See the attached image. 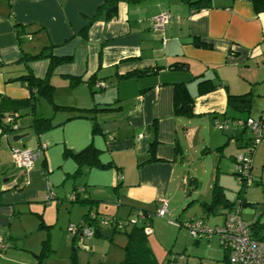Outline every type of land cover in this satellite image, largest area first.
<instances>
[{
    "label": "crops",
    "instance_id": "1",
    "mask_svg": "<svg viewBox=\"0 0 264 264\" xmlns=\"http://www.w3.org/2000/svg\"><path fill=\"white\" fill-rule=\"evenodd\" d=\"M106 1L0 0V122L8 124L7 131L0 125V237L10 244L0 264H43L55 252L49 243L53 250L41 259L48 237L35 233L38 222L49 231L48 210L60 215L81 209L75 223L91 211L119 219L140 210L154 214L163 199L174 210L182 188L200 184L196 172L186 173V162L200 152L216 162L212 180L224 188L225 173L219 170H230L251 139L247 128L233 120L256 118L252 105L264 97V11L257 12L253 0H209L208 5L118 0L115 16L108 8L99 10ZM164 11L171 17L157 30L154 17ZM43 50L71 56L49 75L52 102L22 78L48 76L50 58L37 57ZM92 79L107 86L96 87ZM203 80L214 88L201 92ZM184 90L191 115L182 110ZM246 93L251 96L248 111L229 103V95ZM44 102L47 109H41ZM11 112L17 114V129L5 121ZM263 112L262 107L255 113ZM226 119V127L216 128ZM41 144L45 151L33 167L17 168L12 148ZM89 147L97 149V163H79L77 153ZM252 174L253 183L244 187L239 182L242 189L234 199L222 189L228 203L212 213L225 220L229 202L243 198L242 216L261 236L263 142L254 154ZM79 187L87 198L72 201L69 196ZM105 226L94 238L103 237ZM69 236L75 251L79 244L88 249L98 241L81 233Z\"/></svg>",
    "mask_w": 264,
    "mask_h": 264
},
{
    "label": "rangeland",
    "instance_id": "2",
    "mask_svg": "<svg viewBox=\"0 0 264 264\" xmlns=\"http://www.w3.org/2000/svg\"><path fill=\"white\" fill-rule=\"evenodd\" d=\"M260 98L258 106L252 105V114L256 115V118H259V115L255 112H259L262 107L264 108V97ZM48 106V103L44 102L41 104V109H47ZM216 128L222 129L220 126ZM246 130L250 135L252 134L249 127ZM16 143H19V141ZM209 156L205 157L200 152L186 162L188 177H191L190 171L196 172L201 180L200 184L192 186V188L186 184L181 191L182 199H180L174 210L173 204H171L170 212L166 218L153 216V231L148 235V243L158 264H229L219 234L209 235L204 232L199 237H195L188 227V222L193 219L204 221L205 226L209 229H216L224 223V216L212 213L203 202H212L215 189V179L212 180V171L213 166H216V162L214 163L213 158ZM234 168L233 163L230 170H219L220 174L225 173L221 175L224 185L222 189H225L224 191L229 199H234L237 192L242 189L238 174L232 173ZM218 182L220 183V180ZM189 189H191V193L187 194ZM76 205L80 206L78 203ZM65 211L58 215L55 209L54 212L48 210L44 214V219L49 225V231L47 230L48 227H40V222L37 224L35 233L39 234L44 231L45 235L47 234L46 237H48L49 243L55 250L52 255L42 259L43 264H72L73 242L72 237L69 236L67 226L70 221H77L75 217L80 215L81 209H75L71 212L66 209ZM130 218L134 219L136 215H132ZM244 218H246V215H244ZM170 220L176 221L177 224L171 223ZM134 225L131 224L126 229H114L116 231L111 227H103V237L94 238V235L93 238L98 241L96 243L92 242L88 249L80 244L77 246L76 252L79 261L83 264H123L125 258L124 247L128 241L127 232Z\"/></svg>",
    "mask_w": 264,
    "mask_h": 264
},
{
    "label": "built area",
    "instance_id": "3",
    "mask_svg": "<svg viewBox=\"0 0 264 264\" xmlns=\"http://www.w3.org/2000/svg\"><path fill=\"white\" fill-rule=\"evenodd\" d=\"M170 17L168 11L156 15L154 17V27L157 30L164 29ZM95 85L96 87L103 88L107 86V83L100 80L97 81ZM16 117L17 114L15 112H11L4 116L7 123L14 124V129L18 128L14 123ZM233 121L243 128L249 127L252 130L249 143L244 147V151L235 157L234 161V173L238 174L239 182L244 186H250L254 181L252 174L254 154L258 146L264 142V112L259 118L248 117L245 119H235ZM229 122L230 120L226 119L223 123L217 124L223 128L226 127ZM45 148V144H41L38 148L26 147L24 149L14 146L12 150L15 165L21 170L30 169L33 167L38 157L45 151ZM84 190V187L77 188L70 194L69 198L72 201H76L83 197L87 198ZM53 198L54 194L49 191L47 199L51 200ZM243 207V199L237 198L234 206L225 213L224 223L216 229H209L205 226L204 221L198 219L190 220L188 222V227L190 228L191 234L195 237H199L204 232L209 235L219 234L221 244L224 247L230 264H264V232L261 236L255 234L250 224L247 223L242 216ZM168 211L169 202L167 199L162 200L161 206L154 214L140 210L134 219H119L108 215H99L97 212L91 211L88 220H83L79 223L72 222L69 224L68 230L73 236L81 233L87 238H90L95 235V225L91 223L96 221L99 226H112L114 229H122L130 224L140 223L145 226V231L147 233H151L153 231L151 222L153 216L157 215L165 218ZM170 222L175 225L177 224L174 220H170ZM9 246V242L6 241L5 238L0 237V259Z\"/></svg>",
    "mask_w": 264,
    "mask_h": 264
},
{
    "label": "trees",
    "instance_id": "4",
    "mask_svg": "<svg viewBox=\"0 0 264 264\" xmlns=\"http://www.w3.org/2000/svg\"><path fill=\"white\" fill-rule=\"evenodd\" d=\"M117 1L118 0H107L105 4H103L99 10L101 9H106L108 8V12L112 16L116 15L117 12ZM203 0H197L194 2H191L192 4H197L200 2L202 5H208L209 0H205L204 3H201ZM254 6L257 12L264 11V0H253ZM107 5V6H106ZM37 57H49L50 58V67H49V72L48 76L45 78H37L34 75H24L22 78L25 80V82L28 84V86L32 89V91L37 92L40 96L46 97L49 101H53V90L54 86L51 84L49 81V75L52 73L54 68L61 62L71 59V56L68 57H57L53 55L49 51L43 50ZM78 78L75 76L72 77V82L76 83ZM97 80L92 79L90 80V84H95ZM212 88H214V85L211 84L210 80H203L200 82V91L205 92L209 91ZM182 100L183 103L185 104L184 110L186 115H191V105H189V102L191 99L189 98L186 90L181 92ZM229 103L231 105H234L235 107L243 110V111H248L251 107V96L250 93L242 94V95H229ZM189 108V109H188ZM95 109V108H92ZM40 124V123H39ZM0 125L2 126L3 130L7 131L8 130V124L6 125L5 123H1ZM38 126V124H37ZM97 149L93 147H89L85 150H82L81 152L77 153L76 157L79 161V163H88L90 165H93L97 163ZM239 198V197H238ZM243 199V198H242ZM80 200H85V199H77L75 202H78ZM228 202H226L224 195H223V190L222 188L218 185L215 184V189L213 193V199L212 202L207 203V209L209 211H212L214 207L218 205H226ZM234 202H229L227 206H234ZM243 204L245 205V200L243 199ZM147 212V211H146ZM89 216V215H88ZM88 216L85 220H88ZM258 222V221H257ZM256 222V223H257ZM91 224L95 225V233L99 231V225L97 224L96 221H93ZM251 228L253 231H255V226L252 227V224H250ZM150 233H147L145 231V226L143 224H135L133 228L127 232L128 235V241L124 247L125 249V258L123 260V264H158L155 260L154 254L152 252V249L148 243V235ZM76 236V235H74ZM73 236V237H74ZM52 248L48 242V240H45L43 250L41 253V259L50 254L52 252ZM76 245L73 247L72 251V264H81L77 258L76 255ZM226 259H228L227 254ZM177 259V258H176ZM41 262V260H40ZM229 263V261H228ZM230 264V263H229Z\"/></svg>",
    "mask_w": 264,
    "mask_h": 264
},
{
    "label": "water",
    "instance_id": "5",
    "mask_svg": "<svg viewBox=\"0 0 264 264\" xmlns=\"http://www.w3.org/2000/svg\"><path fill=\"white\" fill-rule=\"evenodd\" d=\"M21 138V136H15V139L17 140V139H20ZM188 193L190 192V189L187 191Z\"/></svg>",
    "mask_w": 264,
    "mask_h": 264
}]
</instances>
